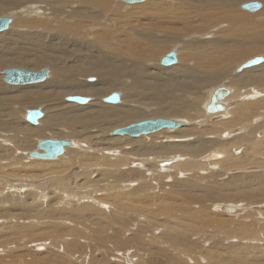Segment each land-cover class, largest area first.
<instances>
[{"label": "bare ground", "instance_id": "6f19581e", "mask_svg": "<svg viewBox=\"0 0 264 264\" xmlns=\"http://www.w3.org/2000/svg\"><path fill=\"white\" fill-rule=\"evenodd\" d=\"M113 1L123 3H115L114 8ZM113 1L0 0V14L13 17L10 27L0 32V82L6 78L5 71L18 69L15 67L33 72L48 70V77L38 84L46 92L32 94L33 91L41 92L42 89L37 91V86L31 92L37 96L33 101L38 102L34 103L44 105L40 109L44 116L39 119L40 122L38 120V124L26 119L31 109L24 110V114L20 112V118L13 106L9 109L13 108L15 112L13 109L7 110L5 106L10 100L15 104L22 105L24 102L26 105L25 101L30 97H11L14 94H8L13 92L10 87L14 85L0 86V102H5L0 103V118L3 119L0 125V206L9 204V201H19L18 204L27 206L17 209L12 205L11 212L0 216V251H4V247H16L14 237L23 232L24 243L30 245L26 248L35 249L32 254L39 258L44 254L40 253V256L38 250L42 247L39 246L46 245L43 243L45 240H49L48 245H52V240L41 238L47 232L57 234L59 231L72 238L76 233L85 232L76 225L78 223L74 219H85L84 225L90 230L93 227L92 231L102 229L98 240L108 242L107 233L110 230L106 221L116 215L120 207H124L125 214L144 216L148 223L151 220L154 223L165 222L173 227L168 228L163 237L149 234L143 230L145 227H140L138 231H125L122 235L124 248H120L122 250L113 257L117 258V264H125L133 259H136V264H157L150 261L154 250L164 254L168 264H204L189 248L194 245L197 252L207 255V250L194 238L209 233L213 236L214 232L218 234L214 225L222 228L223 232L228 230L234 234L227 240H248L253 236L257 238L260 233L258 221H253L259 212L254 217L247 215L253 223L239 237L237 230L243 225L238 220L242 218L223 219L219 211L226 216L236 217L243 215L242 212L250 204H264V173L230 175L232 177L223 183L218 177L228 175L230 170L245 168V165L264 166V160L255 159L264 156V130L261 131L264 129V56L251 58L257 53H264V21L256 22V19H264V0H260L263 8L257 15L239 9L249 0H143L138 2L140 5ZM91 24L95 26L91 27ZM196 29L199 33H196ZM199 34L204 38L210 37V40L203 37L201 40ZM167 35L169 37L165 38ZM251 35L260 37V40L252 39ZM182 37L192 38L193 44H201L200 49L194 53L182 51V54L180 49L183 45L178 42ZM252 40L255 42L252 43ZM208 43L211 48L207 46ZM179 46L181 48L176 50ZM184 46L186 48L188 45ZM168 49V54L175 51L177 62L163 66L162 60L166 55H161ZM260 57L262 63L237 72L247 61ZM246 58L249 60L246 61ZM155 60L159 61L158 65H154ZM123 61L134 62L137 69L114 65L115 62ZM41 68V71H35ZM169 70L174 71L175 75H168ZM232 70L235 71L230 75ZM89 76H96L99 83L92 81ZM225 78L229 80L221 87L227 88L230 95L219 103L226 110L220 113L205 111L213 93L220 86L212 92L208 88L225 81ZM110 88L121 91L117 92L121 97L120 103L104 102ZM203 90H208V94ZM76 95L88 97L91 101L82 105L62 100L65 96ZM6 96L13 100L5 101ZM188 97L191 99L185 104L174 103L181 101V98L187 100ZM235 98L239 103L234 106L229 104ZM157 117L168 118L163 120H173L180 125L135 137L113 134L120 127ZM199 120L203 122L199 123ZM206 121L210 122L209 127L201 125L206 124ZM237 131L242 134L235 135ZM225 134L228 136L224 137ZM255 134H258L256 139L252 138ZM59 137L69 142L63 153L52 160L42 159L44 151L39 148V144ZM252 142L256 144L251 153L254 158L240 161L238 149ZM245 147H242L244 151L248 149ZM33 152L38 156L31 157ZM222 155L225 159L217 158ZM215 165L218 168H212ZM207 166H211L208 169L211 173L216 169L218 171L214 172L216 179L211 182H194L192 185L197 193H205L204 197H198L201 199L196 206L200 208L198 211L192 199L180 203V193L173 191L180 189L191 194L188 185L192 183L187 185L185 180L178 181L167 193L152 190L151 195L144 199L145 202L135 196L136 188L122 187L123 184H129L123 180L127 170L139 173L130 178V183L134 178H139V182L144 181L148 188H152L155 179L145 178L140 174L142 170L185 179ZM113 172H117L116 177L122 182L115 189ZM235 180L238 181L237 185L234 184ZM99 185L110 189L105 198L92 192ZM24 190L23 197L21 192ZM76 190L88 191L85 192L87 194H80ZM113 191L124 196L122 202L106 199L107 194ZM124 191L131 195L125 196ZM46 196L54 199L47 204L41 203L46 201ZM84 200H91L92 203H84ZM216 201L223 204L215 206L213 203ZM230 202L240 204L245 209L226 204ZM89 206L93 210L87 211ZM102 206L109 207V210ZM148 206H151L150 209ZM226 207L235 208L236 212L229 214ZM33 212L45 215L37 217ZM186 213L190 216L183 217ZM212 216L219 218L215 217L214 220ZM127 233L131 236H127ZM177 236L180 239L190 236L192 240L185 239L189 244L182 242L176 246ZM127 237L132 242L128 243ZM240 243L241 246L230 245V250H219L212 246L209 264L219 260L225 263L228 255L232 256V263L264 264V249L252 243ZM61 245L59 241L56 247L61 248ZM82 246L84 248L87 244L83 243ZM95 247L93 249L91 246L87 254L77 258L73 256L72 259H82L81 263L90 260L91 264L96 263L94 255L100 257V249L95 251ZM130 251L133 253L131 256L128 254ZM47 258H52L50 253L40 259ZM113 258L109 257L108 261H113ZM67 259L69 257L61 255L57 258L62 262ZM97 260L100 263L105 261Z\"/></svg>", "mask_w": 264, "mask_h": 264}, {"label": "rangeland", "instance_id": "374dc122", "mask_svg": "<svg viewBox=\"0 0 264 264\" xmlns=\"http://www.w3.org/2000/svg\"><path fill=\"white\" fill-rule=\"evenodd\" d=\"M113 1V0H112ZM123 3V2H121V1H113V7L114 8H116L114 5H116L115 3ZM146 2V1H145ZM145 2H141V4H144ZM250 2H259V3H262L260 0H249V1H246V2H244L242 5H240V7H239V9L241 10V11H244V12H248V13H251V15L253 14V15H257V14H259L261 11H262V8L260 9V10H258V11H256L255 13L254 12H250V11H246V10H242V6L245 4V3H250ZM125 3V2H124ZM134 4H136L137 5V3H134ZM134 4H131V5H133V6H135ZM139 4V3H138ZM140 5V4H139ZM238 9V10H239ZM123 12V11H122ZM5 16V14H0V17H4ZM6 17V16H5ZM11 18H12V20H13V17L12 16H10ZM123 19V18H122ZM121 19V20H122ZM263 18H260V19H256V22L257 23H262V21H264V19L262 20ZM260 20V21H259ZM134 23H138V22H133V24ZM132 24V23H131ZM11 25V24H10ZM91 27H94L95 25H93V24H91L90 25ZM10 27V26H9ZM197 30V29H196ZM6 32V31H5ZM4 32V33H5ZM201 32V31H200ZM196 33H199V31L197 30V32ZM2 34H3V32H2ZM201 34V33H200ZM199 34V36H200V38H201V40H202V37H203V39H206V40H210V37H205L204 38V36H202L201 37V35ZM194 36V35H193ZM199 36H196V38L199 40L200 38H199ZM169 37V35H167L165 38H168ZM250 37H252V39H254V38H258V37H254V36H250ZM260 38V37H259ZM258 38V39H259ZM196 39V40H197ZM260 40V39H259ZM261 40H263V39H261ZM193 39L192 38H189V39H184L183 37L180 39V41H178V42H181L180 44L181 45H183V48H181V46H179V47H177L176 48V50H179V48H181L180 50H181V53L182 54H184V53H186V51L188 52H191V53H194V52H196L198 49H200V47H201V44H199V45H197V44H193ZM253 42H255L254 40H252V43ZM180 44H177V45H180ZM184 45H188L186 48H188V49H186L185 48V46ZM210 44L208 43V47L209 48H211V46H209ZM193 46V47H192ZM194 46H196V48H197V46H198V48L196 49ZM200 46V47H199ZM206 46V47H207ZM203 47V46H202ZM185 48V50H183ZM202 49H204V48H202ZM184 53H183V52ZM170 52V50L168 49V50H166L162 55H161V57H163L164 55H167L168 53ZM16 53V52H15ZM14 53V54H15ZM256 56H264V53H257V54H255V55H253V56H251V58L252 57H256ZM249 59H250V57H248ZM248 58H246V61L247 60H249ZM161 61V60H160ZM239 62V61H238ZM153 63H154V65H158L159 64V61L157 62V60H155V61H153ZM238 64H240V63H238ZM114 65L115 66H117V67H126L127 69H131V70H136L137 69V67H136V65H135V63L134 62H132V61H123V62H115L114 63ZM15 68H21V67H15ZM8 69V68H7ZM45 69V68H44ZM42 70V68L41 69H37V70H35V71H41ZM1 71V70H0ZM105 71H109L108 69H106ZM235 71V70H234ZM234 71L232 70V72L230 73V75H233V73H234ZM1 74V73H0ZM167 74L168 75H175V72L174 71H172V70H169L168 72H167ZM90 78H92V79H95L94 81L95 82H97L98 81V78L96 77V76H89ZM4 79H5V77L2 79V81L1 82H3V85H2V83H1V85L0 86H11V85H8V84H6L5 82H4ZM87 78H85V80H86ZM226 80L225 81H222V82H220L219 84H217V85H214V86H212V87H209L208 89H212L210 92H212L213 90H215L217 87H221V86H223L222 84H224V82L225 83H227V81L229 80V79H227V78H225ZM99 82H97V84H98ZM38 84H40V83H37V84H32V86L30 85V84H27L28 86L27 87H25V85H22V86H20V85H14V86H12V87H10L11 88V90L13 91L12 93H10V94H8V95H10L11 96V94L13 95V96H11V97H16L17 95H21V96H29L30 97V99L29 100H27V101H25L26 102V105L25 104H23L22 103V105H19L18 103V105L17 104H15V102H12L11 100L10 101H8V102H10V103H8V105H5L6 107H8L7 108V110H11V109H13V108H10L9 109V107L11 106H13L14 107V109L16 110V114L20 117V114H24V110H28V109H31V110H33V109H35L36 107L38 108V109H41L42 110V107L44 106H42V104H39V103H34V101H33V99H35L37 96H34V95H32V94H40V93H44V92H46L45 90L46 89H42L41 87H40V85H38ZM21 88H20V87ZM36 86H37V91L39 90H41V92H35V91H33L35 88H36ZM17 87H19V88H17ZM32 87V88H31ZM16 88V89H15ZM23 88V89H22ZM34 88V89H33ZM15 89V90H14ZM22 89V90H21ZM25 89H27L28 91H26ZM30 89H32L31 91H30ZM9 91V90H8ZM20 91H23V93L21 92V94H20ZM33 91V92H32ZM44 91V92H43ZM208 91V90H207ZM206 90H203V92H205V94H208V92H207ZM18 92V93H17ZM31 92H32V94H31ZM117 92H120L121 93V91L120 90H113V89H109V91H108V94H107V96H109V95H111V94H113V93H117ZM209 92V93H210ZM17 93V94H16ZM31 94V95H30ZM10 96H6L7 98H5V101H7L8 99H12L13 100V98H10ZM76 96H79V95H76ZM81 96V95H80ZM106 96V97H107ZM190 96H192L191 94H190ZM68 96H65V97H63V102H65L66 100V98H67ZM85 97V96H84ZM228 97V96H227ZM258 98H261V97H257V99ZM7 99V100H6ZM187 100H184V99H182L181 98V101H178V102H174V103H179V104H185V103H187V101H190V97H188V98H186ZM31 100L33 101V102H31ZM28 101H30V103H27ZM40 101V100H39ZM103 101V100H102ZM239 100H237V98H235L234 100H231L230 102H229V104H231L232 103V105L234 106V105H236L237 103H239L238 102ZM35 102H38V101H35ZM1 103V102H0ZM3 104L5 103V102H2ZM1 103V104H2ZM7 104V103H6ZM29 104V105H28ZM30 104H32V105H30ZM36 105H38V106H36ZM16 106V107H15ZM17 106H19L18 107V109H17ZM21 106H23V108L21 107ZM25 106V107H24ZM27 106V107H26ZM34 106V107H33ZM33 107V108H32ZM13 109V110H14ZM15 110H14V112H15ZM18 111V112H17ZM24 111V112H23ZM206 111V110H205ZM8 112V111H7ZM6 112V113H7ZM21 112V113H20ZM43 112V111H42ZM20 113V114H19ZM43 114H44V112H43ZM21 118V117H20ZM150 119H152V120H156V119H168V118H163V117H157V118H150ZM171 119V118H170ZM3 119H1L0 118V125L3 123V122H1ZM200 122L199 123H202L203 122V120H199ZM39 122H40V120H39ZM28 123V122H27ZM136 123H139V122H135V123H132V124H136ZM198 123V121L196 122V124ZM132 124H129V125H127V126H123V127H120L121 129H123V128H126V127H128V126H130V125H132ZM201 125H206V127H209L211 124H210V122L209 121H206V124H201ZM264 129H262L261 131H263ZM261 131H259V132H261ZM237 134H242L240 131H237L236 132V134L235 135H237ZM228 135L227 134H225L224 135V137H227ZM257 136H258V134H255V136H252V138H254V139H256L257 138ZM68 138H69V136H68ZM263 138V137H262ZM261 138V139H262ZM46 139H48V138H46ZM65 138H61V137H59V139H57V140H64ZM55 140V139H54ZM260 140V139H259ZM56 141V140H55ZM246 144V143H245ZM245 144H243V145H245ZM240 146V148L238 149L239 150V152H238V156L237 157H241L239 160L240 161H247L248 159H253L254 157L251 155V153L253 152V150L256 148V144H255V142H252V143H248V144H246L245 146ZM242 147H245V148H248V149H246L245 151H244V148H242ZM243 150V151H242ZM116 151V150H115ZM115 157H117V156H115ZM217 158H219V159H225V156L224 155H222V156H219V157H217ZM226 159H228V158H226ZM229 159H231V157H229ZM245 159V160H244ZM255 159H259V160H264V156L263 157H257V158H255ZM33 160H36V159H33ZM215 162V161H214ZM181 163H183V162H181ZM179 164V163H178ZM242 166V165H241ZM211 166H207V167H205V168H203V169H201V170H199V171H194L193 173H191V174H189V178H185V179H183V177H174V176H172V174H168V175H159V174H157V173H155V172H152V171H149V172H146V171H144V170H142V168H138L139 170H142L141 172H140V174H142L145 178H147V179H151V178H154L155 179V183L153 184V186H152V188H148L147 187V185H146V183H143L144 181H141V182H139V178H134L133 180H132V182L130 183V178L132 177V176H137L139 173H132V172H130V171H126L124 174H123V180L125 181V182H129V184H123L122 185V187H125V189H134V188H136L137 189V192H136V194H135V196L136 197H138V198H141V199H143V202H145L144 201V199H146V196L147 195H151V192H152V190H156V191H159L161 194H163V193H167L168 191H170V189H172L171 187H173V185H175V184H177L178 183V181H182V180H185L184 182L188 185L189 183H192V184H190V185H188L189 186V188H188V190L191 192V194L190 193H185V191L183 192L182 190H180V189H178V190H173L174 192H177V193H180L179 194V201H180V203H183V202H185V200H195L196 202H194V201H192L191 200V202L193 203V206L195 207V210L197 209V211L200 209V208H196V206H198L197 204H198V202H200L201 201V199L199 200L198 199V197H204V195H205V193H197V191H195V189H193V184H194V182L195 183H202V182H206V181H209V182H211L212 180H214V179H216V177H215V174H214V172L215 171H218V169H216L213 173H211V172H209V168H210ZM245 168H242V169H236V170H230V171H228L227 173H228V175H224L223 177L221 176H219L218 177V179H219V181H220V183H223L224 181H227L230 177H232V176H230V175H240V174H252L253 172L254 173H264V166H261V165H255V166H244ZM170 168V167H169ZM212 168H218V165H215V166H212ZM159 169V168H158ZM166 169V168H165ZM166 171V170H165ZM116 174H117V172H113L112 173V175H113V177L115 178V184L113 185V189H115V188H117V187H119V186H121V184H122V182H121V180H120V178H118V177H116ZM187 174V173H186ZM235 181H236V183H235ZM234 181V184L235 185H237L238 184V181L237 180H235ZM39 184V183H38ZM204 185V184H203ZM218 186V185H217ZM96 189L95 190H93L92 192L93 193H95V194H97L98 196H101V197H103V198H105L104 196H105V194H106V192L108 191V190H110V189H104V188H101V186L99 185V186H97V187H95ZM223 188V187H222ZM26 190H24L23 192H21V195L24 197V192H25ZM88 190H86V191H83V192H80V191H78V190H76V193H80V194H87V193H85V192H87ZM179 191V192H178ZM91 192V193H92ZM8 193H10V192H8ZM124 193H125V196H130L131 195V193L130 192H128V191H124ZM186 194V195H185ZM181 195V196H180ZM192 195H194V197H192ZM75 196H77V195H75ZM83 197H85V196H83ZM46 198V201L44 202V201H42L41 203H45V204H47V203H49L51 200H53L54 198H52V197H49V196H46L45 197ZM80 198H81V196H80ZM123 198H124V196H122L118 191H113V192H109L108 194H107V200L108 201H110V202H112L114 199H116L117 201H119V202H122V200H123ZM130 197H127V199H129ZM184 200V201H183ZM256 201H258V200H256ZM84 203H92V201L91 200H84L83 201ZM219 201H216L215 203H213V204H215V206H217L218 204H223V203H218ZM19 203V201H9V204H7V205H5V206H0V216H5V215H7V213L8 212H11L12 210H13V206L12 205H14L15 207L14 208H20V209H22V208H25L24 206H26V205H22V204H18ZM212 203V202H211ZM206 204H208V202H206ZM227 205H232V207H235L236 209L237 208H243V209H245L244 207H242V206H240V204L239 205H235L234 203H232V202H230V203H226ZM234 204V205H233ZM245 204V203H244ZM18 206V207H17ZM22 208H21V207ZM3 207V209H1ZM8 207V208H7ZM12 207V208H11ZM150 207L151 206H148L147 208L148 209H150ZM26 208H27V206H26ZM93 207L92 206H89L88 208H87V211H91V210H93L92 209ZM102 208L103 209H105V210H109V207H107V206H102ZM247 209H249V210H247ZM36 210V209H35ZM124 210H125V208L124 207H120V210H119V212L118 213H116V215H114L112 218H110L109 220H107L106 221V224L108 225V227H109V229L108 230H110V232H108L107 233V238H108V242H101V241H99L98 240V238H99V234H100V231H102V229H95V230H93L92 231V228L93 227H91V230L89 229V228H87L84 224H85V222L83 223V220H85V219H82V221L80 220V219H74V221H75V223H78V224H76V225H79L80 227H81V229L82 230H84L85 232H81V233H79V234H74L73 235V237L74 238H72V237H70V236H67V235H64L62 232H57V234L55 233V232H53V233H51V232H47L45 235H42V237L41 238H46V239H50V240H52V245H48V243H49V240H45L43 243L44 244H46V245H41V246H39V247H42L41 248V250H38L39 251V254L40 253H44L43 255L42 254H40V256L41 257H35L34 256V254H32V251L34 252L35 251V249H33V248H26V247H28V246H30L29 244H25L24 243V239H25V235H24V233L23 232H19V235H16L15 237H14V239L17 241L16 242V247H12V248H8V247H4V251H0V257H5V258H2V259H0V264H80L81 263V261H82V259H79L78 261L76 260V259H72L73 258V256H75L76 258L77 257H79V256H81V255H84V254H87L86 253V251H88L89 252V249H91V246H92V248H93V246H96L95 248V251L96 250H98V249H100V252H99V254H100V257L98 256V255H94V258L96 259V263H94V264H114V263H116L115 261H116V259L117 258H113V257H115L116 255H117V253H118V251H120V250H122L123 248H124V239H123V233L125 232V231H129V232H133V231H138L139 229H140V227H145L143 230L145 231H148V233L150 234H153V235H155V236H157V237H163V236H165V234L167 233V229L168 228H170V227H173V226H170V225H168V224H166L165 222H159V223H154L152 220L151 221H149V223H148V221H147V219L144 217V216H135L134 214L132 215V214H125L124 213ZM246 211H243L242 213H244L243 215L241 214H239V215H237V216H240V217H231L230 215H227L226 216V214L224 213V212H222L221 210L219 211V209H218V211H219V215H222L223 216V219H225V218H227V219H229V218H242V219H239L238 220V223L239 224H242L243 225V227L239 230H237L238 231V236L239 237H242V235H243V233L245 232V228L246 227H248V225H250V224H252L253 222H252V219L251 218H249V216L247 217V215H250L251 217H254L258 212H259V214H258V216L256 217V219H254L253 221H258L257 222V226L260 228V233L257 235V238H255L254 236H253V238L252 239H248V240H243V239H238V238H236V239H233V240H227V238L229 237V236H232V235H234V234H231V232L229 231L228 232V230H227V232L226 231H224L223 232V229L222 228H218L216 225H214V228H216V232H218V234L217 233H213V236L211 235V233H209V234H204L205 236L204 237H195L194 238V240L196 241V242H198L199 244H201L202 245V247L205 249V250H207L206 252H207V255H204L203 253H201V252H197L196 251V246H194V245H192L189 249H191L194 253H196L197 255H198V257L203 261V263L204 264H209V263H211V255H210V250H211V247L212 246H215V247H217L219 250H222V248L223 249H227V250H230V245H233V244H235V245H239V246H241L242 244L240 243V242H242V243H252L253 245H255V246H260L262 249H264V204H261V205H259V206H256V205H249L248 206V208H246L245 209ZM26 212V211H25ZM28 212H30V211H28ZM247 212V213H246ZM257 212V213H256ZM21 212H17V214H20ZM35 212H33V214H34ZM47 213H49V212H47ZM214 213H215V210H214ZM32 214V215H33ZM37 214V215H36ZM216 214V213H215ZM35 216H37V217H42V216H44L45 214H38V212H36L35 214H34ZM129 215H131V217L129 216ZM167 215H169V214H167ZM214 215V214H213ZM188 216H190L189 215V213H186V215L185 216H183V217H188ZM232 216H235V215H232ZM130 217V218H129ZM213 217V219L215 220L216 218H219V216L217 217V216H212ZM216 217V218H215ZM221 217V216H220ZM88 218H90V217H88ZM198 218V217H197ZM87 219V218H86ZM118 219H119V222H116V221H118ZM120 219H121V221H120ZM126 220V221H125ZM201 220H203V219H201ZM125 221V222H124ZM135 221H137V222H135ZM81 222H82V224H81ZM255 223V222H254ZM153 228H155V231H153ZM175 228V227H174ZM48 228H46V229H43V230H47ZM61 230V229H60ZM89 230V231H88ZM99 230V232H97ZM149 230H151V232H149ZM248 230V229H247ZM96 231V232H95ZM104 231L106 232V230L104 229ZM221 232V233H220ZM246 232H248V231H246ZM50 233V234H49ZM85 233V234H84ZM90 233V234H89ZM110 233V234H109ZM230 233V234H229ZM94 234V236H91V235H93ZM122 236H120V235ZM128 235L127 236H131V234H129V233H127ZM224 234V235H223ZM77 235H79V236H77ZM81 235H83V236H81ZM96 235H98V236H96ZM85 236V237H84ZM117 238H116V237ZM88 237V238H87ZM111 238V239H110ZM185 239H191L192 240V238H190V236H184V237H182V239H180V237H176V240L178 241V243L176 244V246H180L181 245V243L182 242H185V243H187V244H189V242H186V241H184ZM127 242L129 243V242H132L131 240H129V238L127 237ZM220 240V241H219ZM61 242V248H58V247H56V244L58 243V242ZM85 243V244H87V246L85 247L84 246V248H82L83 246H82V244L83 243ZM77 243V244H76ZM94 243V244H93ZM113 244V245H112ZM81 245V246H80ZM106 245V246H105ZM110 245V246H109ZM90 246V247H89ZM116 246V247H115ZM81 247V248H80ZM87 247H88V249H87ZM106 247H107V250H106ZM224 247H226V248H224ZM8 248V249H7ZM44 248V249H43ZM120 248H122V249H120ZM58 249V250H57ZM85 249H87V250H85ZM94 249V248H93ZM114 249V250H113ZM140 249V248H139ZM188 249V250H189ZM48 250V251H47ZM81 252H84L83 254H81L79 251ZM106 250V251H105ZM104 251V252H103ZM214 251L215 252H218V251H216L215 249H214ZM36 253V252H35ZM48 253H50V255H51V257L54 259H40V258H43L45 255H48ZM30 254H32V255H30ZM113 254V255H112ZM129 256H131L133 253L130 251L129 253ZM59 255H61V257H69V259H67V260H64V262H62V261H59V260H57V258H58V256ZM110 255V256H109ZM97 256V257H96ZM104 256V257H103ZM107 256V257H106ZM229 256V255H228ZM227 256V262H223V260H219V261H215L216 263L215 264H236L235 262L234 263H232L233 261H232V258H230V257H232V256H230V257H228ZM56 257V258H55ZM113 258V261L111 260V262L110 261H108V258ZM93 258V257H92ZM97 258H99L101 261L102 260H104L105 259V261L104 262H98V260H97ZM102 258V259H101ZM90 258L88 257V260H89ZM32 260H34L33 262H32ZM136 259H133L132 261H130V260H128L125 264H136ZM143 261V255H142V258H141V262ZM150 261L151 262H153V263H157V264H168V262H167V259H165V256H164V254H160L157 250H154L153 252H152V257L150 258ZM170 262V261H169ZM81 264H91V260L90 261H88V263L87 262H84V263H81ZM117 264V263H116ZM171 264V263H170ZM172 264H173V262H172ZM192 264V263H191Z\"/></svg>", "mask_w": 264, "mask_h": 264}, {"label": "water", "instance_id": "95a60500", "mask_svg": "<svg viewBox=\"0 0 264 264\" xmlns=\"http://www.w3.org/2000/svg\"><path fill=\"white\" fill-rule=\"evenodd\" d=\"M128 3H138L143 0H122ZM262 8V4L259 2H250L245 3L242 6V10L256 12ZM12 22L11 17L0 18V32L7 29L9 24ZM177 62V57L175 51H172L170 54L166 55L162 60L163 66H170ZM262 57L254 58L245 63V65H241L237 72H241L244 68H248L251 66L258 65L262 63ZM6 78L5 82L7 84L12 85H26V84H35L44 81L48 77V70L45 69L42 72H33L23 68L18 69H8L5 71ZM94 81V79H92ZM230 95V91L225 87L218 88L212 96L210 104L207 106L206 111L209 113H220L226 110L225 106L221 105L219 102L224 100L227 96ZM68 102L78 103L82 105L88 104L91 99L83 96H69L66 98ZM105 103L118 104L121 102V97L119 93H113L106 98H104ZM44 116L43 112L40 109L29 110L26 115V119L28 122L33 124H38V120ZM180 123H176L173 120H148L138 124H134L132 126L118 129L113 132L114 135H131L132 137L140 136L141 134H149L151 132H155L157 130H161L164 128H175L179 126ZM69 142L64 140H47L43 141L39 144V148L44 151L41 155L42 159L52 160L57 158L60 154L63 153L66 146H68ZM31 157L38 156L35 153L30 154ZM225 210L229 214H233L236 212L235 208L226 207Z\"/></svg>", "mask_w": 264, "mask_h": 264}]
</instances>
